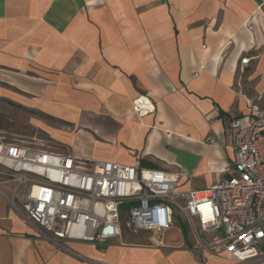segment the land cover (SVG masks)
I'll return each mask as SVG.
<instances>
[{"label":"crops","instance_id":"1","mask_svg":"<svg viewBox=\"0 0 264 264\" xmlns=\"http://www.w3.org/2000/svg\"><path fill=\"white\" fill-rule=\"evenodd\" d=\"M142 96L156 111L140 118ZM263 107L264 0H0V116L26 118L30 139L59 153L162 170L182 193L206 190L234 163L232 119L247 124ZM6 185L0 264H235L181 229L123 228L102 246L61 249Z\"/></svg>","mask_w":264,"mask_h":264},{"label":"built area","instance_id":"2","mask_svg":"<svg viewBox=\"0 0 264 264\" xmlns=\"http://www.w3.org/2000/svg\"><path fill=\"white\" fill-rule=\"evenodd\" d=\"M249 62L243 59L242 65ZM133 107L140 118L156 111L144 96ZM256 110L247 124L232 119L234 163L225 169L228 178L206 190L182 193L178 178L162 170L62 154L39 139L6 137H0L5 179L0 185H16L13 205L61 249L119 239L124 214L132 233L156 235L172 231L176 216L183 214L199 249L235 264H258L264 262V107ZM24 186L21 209L16 196Z\"/></svg>","mask_w":264,"mask_h":264},{"label":"rangeland","instance_id":"3","mask_svg":"<svg viewBox=\"0 0 264 264\" xmlns=\"http://www.w3.org/2000/svg\"><path fill=\"white\" fill-rule=\"evenodd\" d=\"M6 113V116L7 117H3V116H0V137H6L8 141H14V140H32L30 139L29 135H33L32 132L29 130L30 129V126L28 125V121L27 119H21V122L23 123H20V125L18 126V122L16 123H13L12 121H6L8 118H11V115H12V110H8V111H5ZM27 117V116H25ZM5 121V123H1ZM6 134H9V135H6L2 132H4ZM37 134H39V137L40 134H42L41 132L37 131ZM10 135L12 136H17L19 135L18 138H15L12 136V138L10 137ZM30 135V136H31ZM7 189L10 190L11 192L13 191V188H16V185H6ZM26 191H27V186H24V187H21L17 193V196H16V200H17V203L18 205L20 206L21 209H23L22 207V203H21V198L23 195L26 194ZM128 219V216L127 214H124L123 215V228L125 229V233L124 234H128L129 231L127 230L126 228V221ZM179 229H181L182 233L187 237L189 238L190 240H195V234H194V230L191 226V224H189V222L187 221V218L183 215V214H178L175 218V233H178ZM173 230V231H174ZM131 233V232H130ZM134 234V233H133ZM182 234V235H183Z\"/></svg>","mask_w":264,"mask_h":264}]
</instances>
